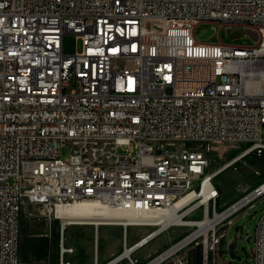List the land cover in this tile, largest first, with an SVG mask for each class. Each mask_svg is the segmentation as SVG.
I'll return each mask as SVG.
<instances>
[{
  "label": "built area",
  "instance_id": "built-area-1",
  "mask_svg": "<svg viewBox=\"0 0 264 264\" xmlns=\"http://www.w3.org/2000/svg\"><path fill=\"white\" fill-rule=\"evenodd\" d=\"M227 28L257 40L225 43ZM65 34L79 51H63ZM263 129L264 0H0V264H21L28 203L149 212L196 189L214 208L218 189L189 184L214 177L207 155L155 144H256ZM252 256L264 264V214Z\"/></svg>",
  "mask_w": 264,
  "mask_h": 264
},
{
  "label": "rangeland",
  "instance_id": "rangeland-1",
  "mask_svg": "<svg viewBox=\"0 0 264 264\" xmlns=\"http://www.w3.org/2000/svg\"><path fill=\"white\" fill-rule=\"evenodd\" d=\"M211 27L210 24L201 23L196 29V35L200 36ZM218 29V27L216 26ZM237 28H232L235 30ZM220 38L223 42L239 45H253L255 42L246 34L241 37L230 38L223 29ZM218 40L217 31L213 32L204 41L214 42ZM62 47L65 53H74L81 49V40L72 34H65L62 37ZM263 146L247 142H165L156 143V149L168 151L174 154L180 148L196 149L203 148L208 154L211 165L227 167L215 178V188L218 189L216 205L207 206L208 213L220 211L231 203L256 188L264 181V129L262 135ZM69 154L67 146H63L60 156L66 158ZM261 181V182H260ZM193 209L190 210V212ZM203 206L192 213H188L185 219H202ZM264 214V194L256 199L251 205L240 210L232 216L221 220L206 237L198 236L189 244L185 245L178 252L169 256L159 264H254L252 248L255 241V229L259 218ZM210 217V216H209ZM228 218V219H227ZM36 224V225H35ZM48 226V229H47ZM180 226V225H178ZM59 219L54 214L48 213L41 205L25 204L21 211V236H20V260L25 264L23 257L25 251L40 246V243L51 244L52 247L58 245L59 240ZM152 227V226H151ZM172 227V226H171ZM47 229V230H44ZM153 228V227H152ZM178 234L173 240L185 236L194 231V226L177 227ZM50 234L46 235V231ZM181 230V231H180ZM132 231V228H129ZM247 238H250L248 241ZM172 240V241H173ZM236 241L234 248L235 257L229 256L227 245L231 241ZM176 241L168 245L170 247ZM169 243V242H168ZM167 243V244H168ZM166 244V245H167ZM164 249V250H165Z\"/></svg>",
  "mask_w": 264,
  "mask_h": 264
},
{
  "label": "crops",
  "instance_id": "crops-1",
  "mask_svg": "<svg viewBox=\"0 0 264 264\" xmlns=\"http://www.w3.org/2000/svg\"><path fill=\"white\" fill-rule=\"evenodd\" d=\"M196 149L204 152L201 147ZM204 153L208 157V154L206 152ZM225 166L226 165L216 167L211 165V162L209 161L207 171L214 174V185H216L215 178L228 167ZM221 169L222 171L216 174ZM56 216L54 217L57 219L60 218L59 216ZM60 219L58 245L52 247L51 244L45 242L40 243V246H35L28 252L25 251L23 257L25 264H63L65 262H68V264H147L160 253L164 252L168 245L177 240H173V237L178 234L179 231L177 227L190 226L169 224L157 231L159 226L156 224H96L93 221L68 223L62 222ZM129 228H132V231H129ZM47 229L44 228V230ZM153 231L155 233L149 236L141 245L130 250L127 256L124 255L126 248L133 246ZM47 234H50V230H48V232L46 231V235ZM62 248H70L72 251H64ZM173 254L169 256L172 257ZM169 256L155 264L161 263Z\"/></svg>",
  "mask_w": 264,
  "mask_h": 264
},
{
  "label": "bare ground",
  "instance_id": "bare-ground-1",
  "mask_svg": "<svg viewBox=\"0 0 264 264\" xmlns=\"http://www.w3.org/2000/svg\"><path fill=\"white\" fill-rule=\"evenodd\" d=\"M262 143V142H260ZM257 146H263L261 144ZM189 184L194 185L196 187H202V191H211V189H216L213 183V177H207V184H203V179L201 177H189ZM256 188L260 191L264 192V181H262ZM251 191L231 203L226 208L220 211H213L211 215L208 213L206 196L198 199L196 195V189H187L185 192V196L180 197L173 205L167 208H160L156 210H152L149 212H137L134 210H123V209H110L104 207L102 205H98L93 201H87L82 203H72L68 205H60L57 206L52 211L46 208L45 210L48 213H54V216H59L62 222H70V223H80L86 221H93L96 224H105V223H118V224H134V225H144V224H156L159 226L157 229L160 230L166 227L169 224H182V225H190L194 226L195 229L191 233L187 234L175 244L171 245L164 252L160 253L153 260L148 262L147 264H155L163 258L173 254L186 244L192 242L198 236L203 235V237L207 236V233L210 230H214L216 225L223 219L228 216H231L237 209L243 207L249 201L252 200ZM247 198V199H246ZM197 199L191 206L187 207V204L190 201H194ZM203 206V214L202 219L198 220H189L185 219V216L190 212L191 209H194L196 206ZM186 206L187 208H183ZM56 216V217H57ZM210 216V217H209ZM154 231L148 234L146 237L141 239L139 242L134 244L133 246L126 248L124 251V255H128V252L132 250L134 247L141 245L149 236H151Z\"/></svg>",
  "mask_w": 264,
  "mask_h": 264
},
{
  "label": "water",
  "instance_id": "water-1",
  "mask_svg": "<svg viewBox=\"0 0 264 264\" xmlns=\"http://www.w3.org/2000/svg\"><path fill=\"white\" fill-rule=\"evenodd\" d=\"M213 33V29L210 28L208 30H206L204 33H202L199 38L200 39H207L211 34ZM226 34L228 35V37L230 38H235V37H241L242 35L246 34L248 35L253 41H256L257 40V33L253 30H250L248 28H245V29H235V30H231L230 28H227L226 29ZM247 240L249 241L250 238H247ZM236 246V241H231L230 243H228L227 245V250H228V253H229V256L231 258H234L235 257V254H234V248Z\"/></svg>",
  "mask_w": 264,
  "mask_h": 264
}]
</instances>
